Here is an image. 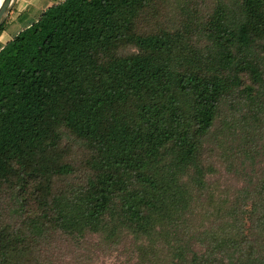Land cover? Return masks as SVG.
<instances>
[{
    "label": "trees",
    "instance_id": "trees-1",
    "mask_svg": "<svg viewBox=\"0 0 264 264\" xmlns=\"http://www.w3.org/2000/svg\"><path fill=\"white\" fill-rule=\"evenodd\" d=\"M201 1L62 0L1 45L0 264L181 224L178 264H264V0ZM65 132L78 163L60 158ZM217 150L234 159L226 191Z\"/></svg>",
    "mask_w": 264,
    "mask_h": 264
},
{
    "label": "rangeland",
    "instance_id": "rangeland-1",
    "mask_svg": "<svg viewBox=\"0 0 264 264\" xmlns=\"http://www.w3.org/2000/svg\"><path fill=\"white\" fill-rule=\"evenodd\" d=\"M215 3L216 0H203L200 3V10L204 12L211 10ZM172 13L168 9H161L156 17L150 21L149 27L154 24L167 23ZM33 17V12L19 15L16 14L15 9L11 10L3 29L0 31V47L5 40L15 34L18 27L21 29ZM187 39V46L191 50L199 53L206 52L208 42L204 36L194 33ZM122 52H134V48L131 46L125 47ZM244 81L248 82L246 78H244ZM218 153V150L213 152L212 161L224 174L222 182H225L222 190L226 191L232 189L235 185L229 181L230 175L224 173L229 170V164H233L234 159L230 152H225L222 156H219ZM85 155L86 149L82 143L65 132L61 144L60 158L78 163ZM261 168H263V165ZM199 222L193 223L190 227L194 225L195 228L198 227ZM184 227L187 226L181 224L176 233H170L169 236H166L163 231L153 232L150 238L141 237L122 227L98 234L87 233L80 239L56 238L52 244L51 262L52 264H178L179 253L177 248L179 245L184 247V241L188 237ZM213 227L216 229V224ZM169 230H172V228ZM180 239L181 241H179Z\"/></svg>",
    "mask_w": 264,
    "mask_h": 264
},
{
    "label": "crops",
    "instance_id": "crops-1",
    "mask_svg": "<svg viewBox=\"0 0 264 264\" xmlns=\"http://www.w3.org/2000/svg\"><path fill=\"white\" fill-rule=\"evenodd\" d=\"M59 1H62V0H16L12 10L15 9L16 14H19V15L20 14L26 15L27 13L33 12V14H34L33 19L31 21H28L27 23H25V25L21 28V29H23L24 27L30 25L32 22L36 21L40 15V13L43 10H45L48 6H50L54 3H57ZM21 29H19V27H18V29H16V31H15V34L18 33ZM11 37H9L7 40H9ZM7 40H5V42Z\"/></svg>",
    "mask_w": 264,
    "mask_h": 264
},
{
    "label": "water",
    "instance_id": "water-1",
    "mask_svg": "<svg viewBox=\"0 0 264 264\" xmlns=\"http://www.w3.org/2000/svg\"><path fill=\"white\" fill-rule=\"evenodd\" d=\"M16 0H2L0 4V31L1 27L4 24L6 18L10 14Z\"/></svg>",
    "mask_w": 264,
    "mask_h": 264
},
{
    "label": "bare ground",
    "instance_id": "bare-ground-1",
    "mask_svg": "<svg viewBox=\"0 0 264 264\" xmlns=\"http://www.w3.org/2000/svg\"><path fill=\"white\" fill-rule=\"evenodd\" d=\"M2 0H0V4H1Z\"/></svg>",
    "mask_w": 264,
    "mask_h": 264
}]
</instances>
